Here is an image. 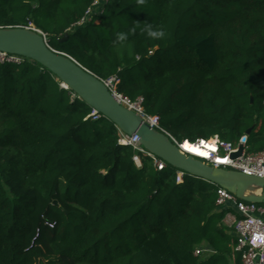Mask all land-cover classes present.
Segmentation results:
<instances>
[{"label": "trees", "instance_id": "obj_1", "mask_svg": "<svg viewBox=\"0 0 264 264\" xmlns=\"http://www.w3.org/2000/svg\"><path fill=\"white\" fill-rule=\"evenodd\" d=\"M94 1L0 0V28L119 80L179 143L252 130L264 151V0H107L83 23ZM22 59L0 63V264H242L217 186L145 154L137 168L112 122Z\"/></svg>", "mask_w": 264, "mask_h": 264}, {"label": "water", "instance_id": "obj_2", "mask_svg": "<svg viewBox=\"0 0 264 264\" xmlns=\"http://www.w3.org/2000/svg\"><path fill=\"white\" fill-rule=\"evenodd\" d=\"M66 34L60 43L66 42ZM0 52L31 60L50 71L62 83V88L108 119L128 136L140 138L141 145L167 165L222 188L238 199L264 204V178L209 166L202 159L183 152L165 133L152 128L142 116L122 106L104 81L82 67L70 56L54 50L45 35L32 27L0 28ZM252 130L246 133L250 136ZM243 146L231 157L243 154Z\"/></svg>", "mask_w": 264, "mask_h": 264}, {"label": "built area", "instance_id": "obj_3", "mask_svg": "<svg viewBox=\"0 0 264 264\" xmlns=\"http://www.w3.org/2000/svg\"><path fill=\"white\" fill-rule=\"evenodd\" d=\"M100 1L107 0H95L93 8L100 7ZM94 9H91L87 13V17L82 21L83 23L88 19ZM82 24V23H81ZM33 28V27H32ZM35 29V28H33ZM46 37V36H45ZM23 62L22 57L10 55L0 52V63L5 64H21ZM110 92L120 101L121 105L127 109L134 111L143 117L152 128L160 131V119L158 116H148L144 112L143 99H138L136 102H131L128 99L117 93V85L119 80L110 79L104 81ZM94 119L100 117V115L94 111L92 114ZM119 131V130H118ZM168 135L170 139L185 153L191 154L184 148L188 141L184 143L177 142L170 134L161 131ZM120 144L124 146H131L135 151L134 162L137 168H141L140 155L145 154L154 159V165L158 170H164L167 166L165 162L156 158L150 154L140 143V138L137 136H128L121 131ZM249 137L244 135L238 142H225L219 137H215L209 141L200 140L192 146L201 145L203 143L213 142L214 148L207 149L206 157H199L203 162L209 166L216 168H222L228 171L241 172L243 174L264 178V151L262 152H249ZM191 144V143H190ZM243 146V154L237 159H233L231 156L239 151V147ZM177 181L180 183L183 181V173H180ZM217 206L220 210L227 212H234V216L231 219V227L235 232L236 247L235 251L239 254L242 264H264V204L247 203L238 199L232 193L219 188ZM213 251L209 248L201 247L195 251L196 257L212 255Z\"/></svg>", "mask_w": 264, "mask_h": 264}, {"label": "bare ground", "instance_id": "obj_4", "mask_svg": "<svg viewBox=\"0 0 264 264\" xmlns=\"http://www.w3.org/2000/svg\"><path fill=\"white\" fill-rule=\"evenodd\" d=\"M204 147H206L207 149L214 148L213 142L210 141L209 143H203L202 145L200 143L198 146L197 145L192 146V144L190 143H186L184 145V148L186 149V151H188L189 153H192L193 155H197L199 157H206L207 151L204 150L205 149Z\"/></svg>", "mask_w": 264, "mask_h": 264}, {"label": "crops", "instance_id": "obj_5", "mask_svg": "<svg viewBox=\"0 0 264 264\" xmlns=\"http://www.w3.org/2000/svg\"><path fill=\"white\" fill-rule=\"evenodd\" d=\"M234 216V212H227L225 219L222 221V225L231 228V219ZM234 234V233H233Z\"/></svg>", "mask_w": 264, "mask_h": 264}, {"label": "rangeland", "instance_id": "obj_6", "mask_svg": "<svg viewBox=\"0 0 264 264\" xmlns=\"http://www.w3.org/2000/svg\"><path fill=\"white\" fill-rule=\"evenodd\" d=\"M100 2H102V1H100ZM98 8H99V6H98ZM98 8H95L93 10V12L90 14V16L88 17V19L86 21H90L94 17V15H97V9ZM188 95L189 94L185 95V97H183V98H186ZM248 146H249V152H253V151H251L250 144Z\"/></svg>", "mask_w": 264, "mask_h": 264}, {"label": "clouds", "instance_id": "obj_7", "mask_svg": "<svg viewBox=\"0 0 264 264\" xmlns=\"http://www.w3.org/2000/svg\"><path fill=\"white\" fill-rule=\"evenodd\" d=\"M153 35H155V33H153ZM161 35H162V33H161ZM121 39H123V37H121Z\"/></svg>", "mask_w": 264, "mask_h": 264}]
</instances>
